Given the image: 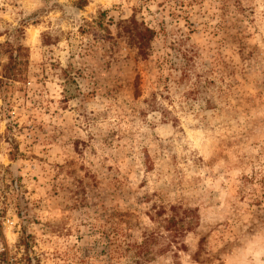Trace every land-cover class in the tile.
Masks as SVG:
<instances>
[{
	"label": "rangeland",
	"instance_id": "374dc122",
	"mask_svg": "<svg viewBox=\"0 0 264 264\" xmlns=\"http://www.w3.org/2000/svg\"><path fill=\"white\" fill-rule=\"evenodd\" d=\"M0 264H264V0H0Z\"/></svg>",
	"mask_w": 264,
	"mask_h": 264
},
{
	"label": "trees",
	"instance_id": "16d2710c",
	"mask_svg": "<svg viewBox=\"0 0 264 264\" xmlns=\"http://www.w3.org/2000/svg\"><path fill=\"white\" fill-rule=\"evenodd\" d=\"M81 2L83 3L85 0H81ZM128 33L130 34L132 43L139 49L140 54H147L146 51L154 38L155 32L144 24H139L134 21L133 26L128 29ZM10 59L11 63L2 69V78L14 80V71L17 66H20L23 63V61L21 60L20 54L17 56H11ZM148 240H150V238H147L145 242L140 245L139 252L141 256L143 255V247L148 246Z\"/></svg>",
	"mask_w": 264,
	"mask_h": 264
}]
</instances>
